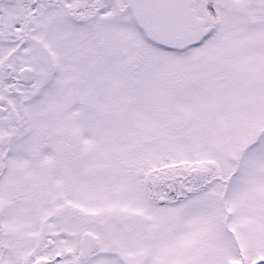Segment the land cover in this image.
Listing matches in <instances>:
<instances>
[{
  "label": "snow or ice",
  "instance_id": "snow-or-ice-1",
  "mask_svg": "<svg viewBox=\"0 0 264 264\" xmlns=\"http://www.w3.org/2000/svg\"><path fill=\"white\" fill-rule=\"evenodd\" d=\"M0 264H264V0H0Z\"/></svg>",
  "mask_w": 264,
  "mask_h": 264
}]
</instances>
